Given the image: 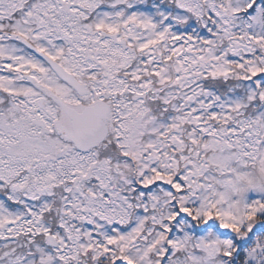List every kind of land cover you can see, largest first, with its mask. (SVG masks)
Returning a JSON list of instances; mask_svg holds the SVG:
<instances>
[{"label": "snow or ice", "instance_id": "6c2138e0", "mask_svg": "<svg viewBox=\"0 0 264 264\" xmlns=\"http://www.w3.org/2000/svg\"><path fill=\"white\" fill-rule=\"evenodd\" d=\"M0 264H264V0H0Z\"/></svg>", "mask_w": 264, "mask_h": 264}]
</instances>
